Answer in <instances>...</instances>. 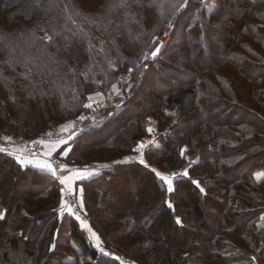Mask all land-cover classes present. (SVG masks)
Returning a JSON list of instances; mask_svg holds the SVG:
<instances>
[{"label": "trees", "instance_id": "16d2710c", "mask_svg": "<svg viewBox=\"0 0 264 264\" xmlns=\"http://www.w3.org/2000/svg\"><path fill=\"white\" fill-rule=\"evenodd\" d=\"M239 1L0 0V141L36 139L55 130L80 115L90 95L122 86L127 72L133 79L123 105L104 107L105 121L72 142L66 162L82 165L92 153L126 157L145 135L150 115L159 136L146 160L162 157V170H172L185 159L181 151L188 143L186 155L194 161L171 194L137 161L118 159L81 181L88 209H95L93 188L99 201H116L112 183L114 176L127 175L123 169L141 172L142 184L151 177L155 185L152 193L142 187L134 195H152V210L141 216L135 205L126 217L107 207L120 227L109 238L97 227L111 255L101 257L74 220H59L57 180L0 152V264H264V182L255 178L264 171V129L252 117H233L243 110L264 122L259 111L240 103L250 106L253 96L259 101L254 106L264 109L262 89L253 86L245 95L240 78L263 83L264 34L254 39L253 50L236 49L248 26L257 29L251 23L257 15L264 22V0ZM167 22L169 43L157 59L140 63L151 37ZM215 44L220 52H213ZM221 110L232 117H217ZM65 222L69 235L62 239ZM61 240H73L83 254L69 259Z\"/></svg>", "mask_w": 264, "mask_h": 264}, {"label": "rangeland", "instance_id": "374dc122", "mask_svg": "<svg viewBox=\"0 0 264 264\" xmlns=\"http://www.w3.org/2000/svg\"><path fill=\"white\" fill-rule=\"evenodd\" d=\"M235 2L239 3V5L241 4V2L239 0H237V1L231 0V3L234 4V6L236 5ZM234 10L238 11V8L234 7ZM261 16H262V14L257 15L256 19L254 18V20L251 22L253 25L258 26L257 29H254V27L252 25L248 26L246 32H244V35L239 36L237 38V48L236 49L240 50V51H238L239 53L242 52L243 48H247V47H250L251 50H253V47H255L254 39L257 38L259 36V34H264V26L262 27V25H264V22L262 21V18H260ZM168 24H169L168 30L170 32V22L164 23L162 28L156 34H154L151 37L150 43L148 44L147 48L143 52V55H142L143 60L140 61V63L143 64L146 62V60L152 59L151 53L156 48V46L159 45V41L158 40L154 41V39L155 38L157 39V36L161 35L160 33L165 32L164 30L166 29V25H168ZM212 35L215 36V31L212 33ZM169 37H170V33H169ZM169 41H170V39H169ZM169 41H168V43H169ZM259 43H261V42H259ZM215 45L216 46L213 49L214 53H216L220 47L217 44H215ZM261 48L262 47L260 46V50H261ZM219 52H220V50H219ZM233 52H237V51H233ZM245 55L248 56V53H245ZM250 62L258 63V61H250ZM240 78H241V81L246 84V87L242 90L243 94H245V95L248 94L250 92V88H254L253 86H255V87L257 86V87H260L262 89V98H264V93H263L264 92V80H263V83L260 84V83H249V82H247L246 77H244L242 74H240ZM132 79H133V77L131 74H127V72L123 73L121 76V82H120V85H122V86H120V87L118 86V88H113V91L108 93L107 95L102 94V93H95V94H98V96L101 98L92 97L95 94L90 95L89 99L86 103V108L84 109V111H82V113L80 115L76 116L75 118L59 124L55 130H50V131L40 135L36 139H23V138L15 139L14 137H5V139L3 141H0V146L4 145V144H8L10 146H12V145L15 146V148L16 147H19V148L23 147V149H22V152H23L28 148L29 145H31V143L35 142L36 140L40 139L41 137H44V136L49 137L56 132L57 133L68 132L69 134H71V133H73L75 126L79 127V125L82 124V126L85 125V126L89 127V126L97 124L98 122H101V120H103V118H104L103 116L100 117V114L103 113L102 112L103 105L108 103V102H111V101H116L118 103L117 107H119L120 105H123L122 99L124 98V89L127 87H130ZM230 84L234 88V85L231 81H230ZM213 98L217 99V96H214ZM250 98L253 99V102L251 103L250 106L244 104L243 102H240L241 105L243 107L251 108L252 111H259L264 116V109L262 110L259 108V106L261 104L258 105V108H256L254 106V102H256V104H258L259 101L257 99H255L253 96ZM230 99H232V98L230 97ZM254 109H256V110H254ZM234 113H235L234 115H236V116H233V117H235L236 119H239L242 115L246 118L252 117L253 122L262 123L260 125H262L263 129H264V122H261L257 119H254L252 113H251L252 115L251 114L248 115V114H246L247 112H244L243 110H241V111L236 110V111H234ZM224 114L225 113L221 110L219 113L217 112V117L222 118L224 120L225 119L228 120L232 117V115L228 114L225 116ZM90 115H93V116L91 117ZM152 118L155 121H157L155 116L150 115L148 118L149 125L151 123L150 119H152ZM137 123H139V122H137ZM148 127L146 129L145 135L147 134ZM114 130H112L110 133H112ZM106 133L108 135L107 131L100 134L98 136V140L105 138ZM110 133H109V135H110ZM261 133H263V132H261ZM186 145H188L189 150L188 151H181V153H183V156L182 155L181 156L184 157L185 159L182 162H180V161L177 162L176 167H174L172 170H162V157H157L155 159L146 160V156H145V163H141L144 166L146 165L151 170H153V171L155 170L154 172L156 173V176L158 178L160 176H163L168 181L171 182V189L172 190L169 191V185L163 181L170 194L174 191V183L178 178L184 177V176H189V167L194 162L189 158V156L186 155V154H188L189 151H191L190 145L188 143ZM133 149H132V153L134 152ZM152 149H154V148L151 147L150 150H152ZM101 150L108 151L110 149L101 148ZM94 151H96V150H94V149L93 150H86V151L79 153L77 156L84 154V153H86V155H87L88 153L90 154ZM132 153H130V154H132ZM124 155L123 156L121 155V157H118V158H111L110 159L107 156H104L103 158L102 157L99 158L98 156H96V154L92 153L91 155L88 156V161L85 163H82V165H75V164L67 163L66 162L67 156L61 160L63 163H66L68 165L77 166V167L83 168V169H89L90 165H93V166L105 165V168H108L112 164L117 163L118 159H121L123 161H128V162L136 161V160H129V158H128L129 156L127 155V157H124ZM21 156H23L24 157L23 159H26L27 161L30 160L29 158H27L25 156V154H23ZM44 156H45V154H44ZM40 158L42 159V157H40ZM180 163H182L181 166H180ZM23 168H25V167H23ZM37 170H39V169H37ZM39 171L51 174L57 180V183H58L57 185L59 188V195H60V200H61L59 206H57V213H58L59 220L62 221L64 218H67V220H70V219L74 220L78 224L80 230L86 235V237L88 238V240L91 243V245L93 246V248H95L99 252V255L101 257H103V256L108 257L111 255L109 254V251L105 247V243H104L103 238H102L99 230L97 229V227H99L102 230V232L106 238L112 237V234H114L115 231L117 230V228L120 227V222L117 221L118 218L115 219L111 215V219H113V220H110L109 219L110 217L108 216L107 212L110 213L111 210L113 212L118 211L120 214H122V215H124V217H126V216H128V211H129L128 207L132 206V205H135L137 208L136 211H138V212H136V216L143 215V213H142L143 210H146V211L152 210V207L149 206L150 204L148 203L150 201V197H152V195H148V194L144 193V197L143 198L140 197L138 200H136V198L134 196L137 191H140L142 189V187L149 189L150 193L153 192V190H152L153 186L152 185H154V183H153L152 178L150 177V178L145 179L146 181L144 182V184H142L141 177H140L141 172L131 174L130 169H128V170L123 169V171L127 174L126 176L124 175V177H121L119 175L117 178H116V176H114V178H115L114 183H112V186L114 189L113 193L117 192L118 195H117L116 201L110 202V203H108V205L105 203L104 200L99 201V199H98L99 194L97 192H95V189L93 188L92 194L95 197V204H94L95 209H92L91 204H90V206H89V209L91 210V213H90L88 207L86 206V201L84 199V190H83L82 186H80L81 182H79V181L75 182L74 187L70 188L65 184V182L63 180H62L63 183H61V177H62L61 172L60 173L57 172V174H54V173H50V172L43 171V170H39ZM95 172H97V171H94V173ZM117 175H118V173H117ZM96 176H98V174ZM206 177H208V176H206ZM255 178L258 182H264V171L257 172L255 174ZM207 179H209V177ZM42 183L44 184V181H42ZM195 183L201 189H203L204 193L206 192V189L204 188V186L201 185V183L198 180H196ZM24 188L29 189L30 187L28 185H26V187L24 186ZM69 191L72 193V197H73L72 201H70V199L68 198V192ZM48 196L50 198H52L53 193L50 192ZM161 198L162 197H160V195H158L155 198V200H152V201H154L153 203H155L154 204L155 207H156V204L160 203ZM67 199H69V200H67ZM47 200H44V202H47ZM167 204L168 205L171 204V208H174V205L170 199L167 200ZM62 205H63V207H62ZM108 206L111 210L109 208H107ZM69 209H70V211H69ZM93 215H95L96 218ZM213 219H214V217H213ZM212 221L208 223L209 225L211 224L210 226H213L212 224H214V222H215L214 220H212ZM66 225H67V222H65V227H64V230L62 232L63 233L61 236L62 239H64V237H67L69 235V230L67 229ZM199 229H201V228H195L194 231H198ZM169 231H171V230H169ZM60 246H64L63 250L67 251V255H70L69 259L73 260V259H75L78 256H81L83 254L82 248L77 243H75L73 240L72 241L68 240V243L63 242V240H61ZM82 259H84V258H82ZM118 260H119V258H118ZM119 261L122 264H132L130 262H123L122 260H119ZM215 264H218V262H215Z\"/></svg>", "mask_w": 264, "mask_h": 264}, {"label": "crops", "instance_id": "0c3cea01", "mask_svg": "<svg viewBox=\"0 0 264 264\" xmlns=\"http://www.w3.org/2000/svg\"><path fill=\"white\" fill-rule=\"evenodd\" d=\"M92 97H97V98H101L98 96V94L93 95ZM93 98V99H94ZM105 120H101V122H98L95 125L92 126H80L79 128H77V130L73 131V133H71L68 138H66L63 141H55V142H48L46 144V151H45V156L41 158H36V159H30L29 161H27L26 159H23L24 157L21 156L23 155L22 153V148L16 147L15 146H11L12 150L10 155H12L17 161L18 163L23 166V167H33L39 170H43V171H47L50 173H54L57 174L58 173H62L61 174V181L63 180L65 182V184L70 187L73 188L75 185V182L79 181H84V180H88L91 179L93 177H96V175L103 171L105 169V165H101V166H94L95 168L92 169H83V168H79L77 166H73V165H68L66 163H62L63 166L61 167L60 170H56L55 167H53V165H51L50 163V157L55 154L57 155L60 159L65 158L68 153L70 152L69 150L72 147V142L84 131L88 130L91 127H97L99 125H101ZM150 125L148 127L147 130V134L138 142V144L134 147L133 149V153L128 155L129 160H136L137 162L140 163H145V156L146 153L148 151H150L152 144L155 142V139L159 136V130H158V122L155 121L153 118L150 119ZM141 145H143V147H141ZM189 147L188 145H185L182 148V151H188ZM0 152H2V150L0 149ZM127 157V156H126ZM62 161V160H61ZM51 165V171H49L48 169L41 167L43 165ZM94 171H97L94 173ZM155 171V170H154ZM99 172V173H98ZM69 189V188H68Z\"/></svg>", "mask_w": 264, "mask_h": 264}, {"label": "built area", "instance_id": "2783aa9c", "mask_svg": "<svg viewBox=\"0 0 264 264\" xmlns=\"http://www.w3.org/2000/svg\"><path fill=\"white\" fill-rule=\"evenodd\" d=\"M168 29H169V24L166 25V29L164 30L165 32L160 33L161 35H158L157 39L155 38L154 41L158 40L159 44H161V45H163L165 47L167 45L169 39H170L169 30ZM107 106L117 107L118 103L116 101H111V102H108V103L104 104L102 108L107 107ZM90 116L92 117L93 115H90ZM80 126H82V124L79 125V127ZM79 127L75 126L74 127V131L77 128H79ZM69 135L70 134L68 132H61V133H57L56 132V133L52 134L49 137H46V136L41 137L40 139H38L35 142L31 143V145H29L28 148L25 151L20 152V153L25 154V156L27 158H29V159H35V158L43 157L44 154H45V151H46V144L48 142L63 141L66 138H68ZM0 148H1L2 152L6 153V154H10L11 150H12L11 146L8 145V144L1 145ZM49 161L51 162L53 167H55L56 170H60L61 167L63 166V164H62L63 162L55 154H53L50 157ZM93 168H94L93 165L89 166V169H93ZM68 198L70 199V201H72V199H73L72 193L70 191L68 192ZM69 199H67V200H69Z\"/></svg>", "mask_w": 264, "mask_h": 264}, {"label": "snow or ice", "instance_id": "6c2138e0", "mask_svg": "<svg viewBox=\"0 0 264 264\" xmlns=\"http://www.w3.org/2000/svg\"><path fill=\"white\" fill-rule=\"evenodd\" d=\"M141 147H143V145H141ZM145 166H146V165H145ZM41 167H44V168L48 169L49 171H51V165H50V164H48V165H43V166H41ZM159 179L162 180V181H164L165 183H167V184L169 185V191L172 190V189H171V182H170V181H168V180H167L165 177H163V176H160ZM61 183H63V181H61ZM201 191H203V189H201ZM168 206L171 207V204H169ZM62 207H63V205H62ZM69 211H70V209H69ZM2 218H3V217L0 216V219H2ZM176 223H177L178 225H181V221H180L179 218H177ZM181 226H182V225H181Z\"/></svg>", "mask_w": 264, "mask_h": 264}, {"label": "water", "instance_id": "95a60500", "mask_svg": "<svg viewBox=\"0 0 264 264\" xmlns=\"http://www.w3.org/2000/svg\"><path fill=\"white\" fill-rule=\"evenodd\" d=\"M163 49H164L163 45L161 44L157 45L156 48L151 53L152 59H157L160 56Z\"/></svg>", "mask_w": 264, "mask_h": 264}]
</instances>
